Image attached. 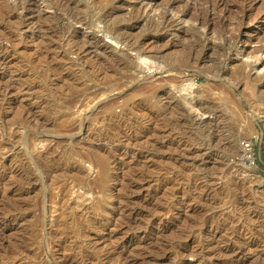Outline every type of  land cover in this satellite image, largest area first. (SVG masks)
<instances>
[{"label":"rangeland","instance_id":"1","mask_svg":"<svg viewBox=\"0 0 264 264\" xmlns=\"http://www.w3.org/2000/svg\"><path fill=\"white\" fill-rule=\"evenodd\" d=\"M208 2L194 0L182 22L203 31ZM122 5L0 0V264H264V160L257 148L246 170L239 154L264 127V81L251 80L264 75V56L241 52L239 32L227 51L190 33L171 56L129 51L143 74L100 73L96 63L112 58L84 54V34L116 46L117 30L132 42L149 33L134 28L137 10L116 13ZM219 31L207 36L229 35ZM247 58L246 73L230 65ZM162 69L179 78L164 89L180 107L153 91L148 77L161 80ZM199 106L211 124L192 120Z\"/></svg>","mask_w":264,"mask_h":264},{"label":"bare ground","instance_id":"2","mask_svg":"<svg viewBox=\"0 0 264 264\" xmlns=\"http://www.w3.org/2000/svg\"><path fill=\"white\" fill-rule=\"evenodd\" d=\"M193 2H194V0H173L171 3H167L164 0H124L125 6L122 5L121 7H118V9H115L118 11L116 13L119 14V12H120L119 10H121V11L127 10V9L129 11H132L134 9L137 10L140 13L139 19H141V20L138 19L139 21H137L135 23L136 25L134 28L139 27L138 25L143 23V25H146V27H148V32H149L148 36L145 39L141 38V39H137V41H135L136 40L135 39L134 40L135 42L134 41L132 42L129 39L130 34H126L123 32L119 33L118 32L119 30H117V31L114 30L117 33H112V38L115 40L116 46H112V45H109L108 43H105L104 42L105 39L103 40V38L101 39L99 36H97L95 34H89V35H87V37L84 36L85 35L84 34L82 36V38H84V41H85V39L88 40V43H87V45H85L86 47L84 48V54L86 52V54H88V55L92 54L93 55L92 57L98 56L99 57L98 60L101 58L100 56H102V58L104 57L103 59H105V58L111 59L112 58L111 60H108V61H110L109 63L105 62L106 60L103 61L102 59L99 60L100 62L98 61L96 63L97 64L96 66H98V68L101 70L100 73L103 72V74H106V73L110 74L111 72H114V71L118 72V70L124 69L130 73L134 71L133 75H135V73L143 74V73H145V71L141 68V66L137 63V61H135V59L129 55V51L134 52L135 56H137V58L138 57L141 58L140 60H143L144 58L145 59L146 58L147 59L148 58L159 59L162 57L164 58L165 55L170 54L169 56H171V52H172L171 50L172 49L175 50V49L181 48L183 46L182 42L185 41V38H188L189 35H191L192 33L196 34L197 41L201 42V44L202 43L205 44L206 48H209V49L210 48H217L218 49V47H222V48H225V50H226L227 49L226 47L229 44V40L232 39L236 35L237 32H239V33H241V36H240L241 42H243V43L246 42V44L248 43L247 47L249 48L246 51H245V49H243L242 51L240 50L241 52H246L247 57L249 55H252L253 53L255 54L257 52L262 53L261 55L264 56V44L260 43L262 41L264 42V24L263 25L261 24L262 26L258 27V23H259V21H261L260 18L261 19L264 18V0H239L240 4H237V3L235 4V1H233V0H209V2H208L209 5L207 3H205L208 6V8L206 10V14L202 12L205 15L204 16L202 15L201 19L199 18V16L201 14L197 15L198 17L196 16L198 18V21L201 24V26L205 25V28L203 31L201 29H199L195 24L189 25L188 24L189 22L186 23L185 22L186 19H184L185 20L184 23L182 22L183 16H185V15L188 16L189 14H191V12L194 13L193 9H195V7H194L195 5H193ZM237 2H238V0H237ZM149 4H151V6L154 4V6L151 7V6H149ZM197 5H198V3H197ZM174 6H175V8L173 9V11H170L171 10L170 7H174ZM61 9H63V8H61ZM202 11H203V9H202ZM172 12H174L175 14ZM233 12L236 13V15H239V18L237 17L236 19L237 20L239 19L238 21L241 24L234 25V23L232 24V22L229 21L231 18L230 15H232ZM197 18H195V19H197ZM245 21H246V23H247V21L248 22L250 21L249 23H252V26H251L252 29H248L246 31L243 29V24ZM108 22L109 21H108V16H107V18L103 19V21L101 22L103 29L108 28V26L110 25V24H108ZM79 23L80 22L78 20V24ZM196 23H197V21H196ZM217 29H218V31L220 30L219 32L223 31V33L226 32L229 35L226 36L227 34L224 33V34H222V38H218V39H216L217 37L216 38L214 37L215 38L214 39V38H210V36L209 37L207 36L208 31H213V32L216 31L217 32ZM72 30H73V33H78L73 27H72ZM209 33H211V32H209ZM168 39H169L170 45H168V46L163 45L164 42H166V44H168L167 43ZM175 39L178 40V42L175 41ZM255 43H257V46H258V47L256 46L257 48H255V47L253 48V44H255ZM258 43L261 45L259 46ZM244 46H245V44H244ZM174 52H176V51H174ZM174 52L172 54H174ZM236 54H239V53H236ZM78 55L79 56H76L77 57L76 61L74 59L75 62L81 60V54H78ZM253 58H254V56H253ZM253 58H252V60H251V58H247V59H250V62H248V60H247V62H245L246 60L245 61L243 60L244 62L242 61L239 64H238V62H240V61H237V64H234V63H236V59H235V61L231 60L232 62L230 61L231 62L230 65H232V67L234 66L236 68V71H240V72L243 71L246 73V71H250L249 69H252V67H253V63H252L254 61ZM238 60H239V58H238ZM151 62H153V61H151ZM185 68H187V67H184V69ZM156 70H158L157 67H156ZM164 70L163 69L161 70V75H160L162 77L161 80H156L155 76H153L152 74H151L152 76L150 75L151 77L149 76L150 78L148 77V80L153 81V83L150 82L151 85L156 83V84H154V88L155 89L157 88V89L153 90V91L158 92V93L160 91V92H164L166 94L167 90L164 89V87H165V84L167 82H170L171 84H173L174 87L179 85L177 83H180V82L178 81L179 78L177 76L176 77L172 76L171 78L170 77L169 78L164 77V75L166 73L168 74V72H169V71H164ZM228 71H230L229 68H228ZM251 73H252V71H251ZM229 74H230V72H229ZM179 75H181V74H179ZM147 76H148V74H147ZM154 78H155V80H153ZM247 79H249L248 76H247ZM251 80L254 81V83L263 82L264 81V75H262V76L258 75V76L253 77V78L251 77ZM262 92H264V91H262ZM167 93L170 94L169 95L170 96L169 102H168L169 106H172V105L173 106L175 105V107L179 106L180 105L179 100L176 97L171 96L174 92H171L169 90ZM165 94H163V95H165ZM198 94L200 95V93H198ZM194 102H195V100H194ZM200 105H201V103H200ZM207 109H209V108L207 107ZM193 111L196 113H197V111L203 113L201 115L200 114H198V115L193 114L192 115L193 119L192 118L191 119L194 120L197 124H200V125L206 124V123L208 124V122H210L212 119L211 117H210L211 119H209V117H206L207 111L205 109H203L201 106H199L195 110L192 109L191 113ZM210 124H211V122H210ZM196 126H198V125H196ZM251 133L253 136H255V138H257V132L251 131ZM246 142H248V141H244L242 143L240 142L241 143L240 146L242 148L241 149L242 153L241 152L239 153L241 156L240 157L241 161L240 160L239 161L242 164V168L244 167L246 170L254 169L255 167L248 166L246 164L247 159L245 157V150L243 148V143H246ZM248 143H250V142H248ZM82 161L85 162L86 158ZM94 164L95 163L91 164L93 168H96V165L98 167V164H95V165ZM107 176H108V173H105L104 176H102L101 182L105 183L107 181V178H108ZM95 184H97V183L95 182ZM105 188H107V187H105Z\"/></svg>","mask_w":264,"mask_h":264},{"label":"built area","instance_id":"3","mask_svg":"<svg viewBox=\"0 0 264 264\" xmlns=\"http://www.w3.org/2000/svg\"><path fill=\"white\" fill-rule=\"evenodd\" d=\"M256 141L257 144H255L254 142L243 143L245 157L247 159L246 164L253 167H257L258 164L257 148H259L260 151V159L264 160V127L260 129Z\"/></svg>","mask_w":264,"mask_h":264}]
</instances>
